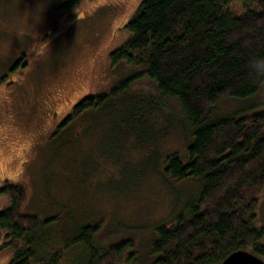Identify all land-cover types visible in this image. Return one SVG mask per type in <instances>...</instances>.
I'll return each mask as SVG.
<instances>
[{"label": "trees", "instance_id": "trees-1", "mask_svg": "<svg viewBox=\"0 0 264 264\" xmlns=\"http://www.w3.org/2000/svg\"><path fill=\"white\" fill-rule=\"evenodd\" d=\"M83 1L62 0L54 12L66 13ZM235 3L240 12L230 8ZM125 28L129 37L112 52V64L124 61L144 70L106 93L77 100L62 123L80 114L92 118L93 112L134 91L143 74L151 83L148 92H134L137 101L128 99L147 125H153L154 115L162 122L164 112L179 113L166 115L162 141L179 128L185 152L166 153L161 172L178 183L179 203L153 225L145 264H221L237 250L264 260V225L256 223L257 195L264 188V109L217 113L222 99L247 101L264 83V0H143ZM12 63L0 62L3 76L13 72ZM84 117L79 121L88 122ZM191 181L197 188L185 186ZM0 194L8 197L0 212L2 237L22 244L9 243L14 252L6 264H59L66 250L77 245L72 264L133 263L135 235L127 226L117 225L119 242L106 248L97 244L104 227L95 222L55 242L45 226L49 220L40 223L36 215L21 212L23 186L7 184ZM106 231L103 235L110 234Z\"/></svg>", "mask_w": 264, "mask_h": 264}, {"label": "rangeland", "instance_id": "rangeland-1", "mask_svg": "<svg viewBox=\"0 0 264 264\" xmlns=\"http://www.w3.org/2000/svg\"><path fill=\"white\" fill-rule=\"evenodd\" d=\"M142 1L84 0L57 13L62 0H0V62L20 59L11 93L0 83V182L7 179L24 187L21 212L36 215L39 222L49 220L45 226L55 242L95 222L104 227L97 244L106 248L119 242L117 225L127 226L135 235L131 264H145L153 225L179 203L178 183L161 173L166 153L185 152L184 135L179 128L173 132L175 126L162 141L166 115L175 118L178 112H164L162 122L154 115L153 125H147L128 99L137 101L140 96L134 92H148L151 83L143 74L125 97L93 112L92 118L79 115L90 118L88 122L75 117L63 124L62 119L78 99L106 93L144 70L111 60L129 37L125 23ZM230 8L241 11L237 3ZM3 71L0 65V77ZM239 100L222 99L217 113L264 109V83L253 97ZM59 125L62 129L54 133ZM185 186L197 188L195 181ZM257 196L256 223L261 226L264 188ZM7 199L0 196L2 206ZM104 229L110 234L103 235ZM2 232L0 264H6L14 252L9 243L22 244L2 237ZM77 249L80 245L68 248L59 264H72Z\"/></svg>", "mask_w": 264, "mask_h": 264}, {"label": "water", "instance_id": "water-1", "mask_svg": "<svg viewBox=\"0 0 264 264\" xmlns=\"http://www.w3.org/2000/svg\"><path fill=\"white\" fill-rule=\"evenodd\" d=\"M264 264V260L259 256L245 250H237L228 255L221 264Z\"/></svg>", "mask_w": 264, "mask_h": 264}, {"label": "flooded vegetation", "instance_id": "flooded-vegetation-1", "mask_svg": "<svg viewBox=\"0 0 264 264\" xmlns=\"http://www.w3.org/2000/svg\"><path fill=\"white\" fill-rule=\"evenodd\" d=\"M18 61H20V59ZM11 70L13 71L12 73L5 74L3 77H0V83L4 84L3 86H4V88H6V92L9 91V88H12V86L15 84V60L14 59H13ZM6 76H7V79H6ZM10 93H11V91H9V94ZM0 105H2V104L0 103ZM0 111H1V109H0ZM7 184H13V183H10L7 179H4V182L2 180L0 182V189H2V188L5 189ZM2 190H0V191H2ZM1 199H3V197ZM2 209H3V206L0 203V212H1Z\"/></svg>", "mask_w": 264, "mask_h": 264}, {"label": "snow or ice", "instance_id": "snow-or-ice-1", "mask_svg": "<svg viewBox=\"0 0 264 264\" xmlns=\"http://www.w3.org/2000/svg\"><path fill=\"white\" fill-rule=\"evenodd\" d=\"M237 264H241V262L238 261Z\"/></svg>", "mask_w": 264, "mask_h": 264}]
</instances>
